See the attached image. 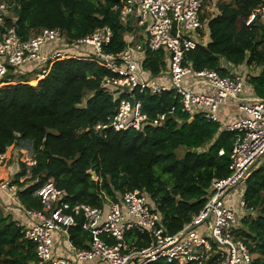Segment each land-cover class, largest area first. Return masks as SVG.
Masks as SVG:
<instances>
[{"label": "trees", "instance_id": "obj_1", "mask_svg": "<svg viewBox=\"0 0 264 264\" xmlns=\"http://www.w3.org/2000/svg\"><path fill=\"white\" fill-rule=\"evenodd\" d=\"M1 1L14 2V18L8 17L7 22L15 24L23 39L43 28L59 27L70 42L109 25L112 37L103 46L106 52H120L134 40L145 42L134 21L120 15L124 0ZM212 1L216 9L207 17L208 35L185 53L184 64L197 70L215 69L221 75L239 73L243 94L264 98V19L257 14L246 24L264 0ZM74 51L77 57L48 61L41 78H35L36 64L25 65V74L9 70L0 85V153L15 144L28 149L35 159L32 165L18 161L21 168L10 181L17 185L16 208L44 209L34 192L49 179L66 192L64 200L72 206L103 207L107 200L138 188L161 214L166 230L178 231L204 207L212 180L230 173L233 132L200 113L190 117L173 90L152 93L140 88L133 90L132 102L141 103L148 121L165 112L162 123H146L142 130L94 131L92 125L118 106V98L102 86V77L112 73L93 49ZM165 66L164 48L146 50L140 65L152 75ZM121 97L131 96L123 93ZM88 170L95 171L96 177ZM240 184L241 196L254 213L242 215L236 234L247 244L252 264H264V159ZM226 203L237 205L228 197ZM22 229L12 214L0 208V264H35L34 245ZM69 232L73 244L87 246L81 216ZM225 259L217 252L203 264H225Z\"/></svg>", "mask_w": 264, "mask_h": 264}, {"label": "built area", "instance_id": "obj_2", "mask_svg": "<svg viewBox=\"0 0 264 264\" xmlns=\"http://www.w3.org/2000/svg\"><path fill=\"white\" fill-rule=\"evenodd\" d=\"M13 6L14 2H0V85L5 83L9 70L19 72L25 65L36 64L35 78H41L48 61L77 57L74 49H93L100 63L112 73L102 77V86L118 98L116 111L94 123V131L142 130L146 123H162L165 112L148 121L141 103L132 102L133 90L140 88L152 93L173 90L181 97L182 111L190 117L200 113L234 134L230 173L212 180L211 195L204 207L174 233L166 230L161 214L141 189L125 191L117 199L107 200L103 207L85 203L72 206L64 200L66 192L49 179L34 192L44 209H24L31 222L22 230L25 239L34 245L35 264H203L217 252L226 255L225 264H252L248 246L236 232L242 215L253 214L254 210L242 196L237 201L238 209L229 206L226 199L227 193L264 159V98L243 97L244 81L239 73L221 75L215 69L197 70L184 64L185 53L208 35L207 17L214 10V2L124 0L120 15L141 28L137 34H143L145 42L134 40L117 53L103 49L112 37L109 25L96 27L70 42L59 27L43 28L23 39L15 24L7 22L8 17L14 18ZM257 14L264 19V4L248 16L246 24ZM159 48L166 49L165 68L157 75L145 74L140 67L145 51ZM198 84L212 90L198 91ZM123 93L129 94L130 99L120 98ZM222 104H233L243 114L225 122L218 115ZM222 153L221 149L219 154ZM5 160L6 152L0 153V165ZM23 162L32 165L35 159L31 155ZM0 189L12 196L17 186L0 180ZM77 216L82 217V228L88 234L84 247L73 244L70 237L69 228L76 224ZM65 250L71 256L65 255Z\"/></svg>", "mask_w": 264, "mask_h": 264}, {"label": "crops", "instance_id": "obj_3", "mask_svg": "<svg viewBox=\"0 0 264 264\" xmlns=\"http://www.w3.org/2000/svg\"><path fill=\"white\" fill-rule=\"evenodd\" d=\"M138 56H143L142 54L140 53H137ZM145 55V54H144ZM196 90L198 91H211L212 89L210 87H205L203 85H200L198 84L196 87H195ZM242 96L245 97V98H251V97H256L254 95H245L243 94V91H242ZM218 115L221 119H223V121L225 122H232L234 121L238 116H239V110L238 108L233 105V104H222L219 109H218ZM237 116V117H236ZM13 147H17L18 150L22 151V149H26V148H23V147H20L18 145H11V146H8L7 149H6V160H5V164H7V162L10 160L9 158L11 157V149ZM9 159V160H8ZM3 165V164H2ZM1 167L4 168V166H1L0 165V174L2 175V172H1ZM4 177H1L0 176V180L1 181H6L8 179H6L7 177H5V179H3ZM23 179V177L21 178V180ZM16 185V184H15ZM17 186V185H16ZM13 200L14 203H9V200ZM15 195H8L6 193V191H2L0 189V208L3 210L4 213L6 214H12V217L17 221V223L20 225V226H25L27 224H29L31 222V219L26 215V212L24 211V208H22L23 210H18L15 206ZM16 205H18L16 203ZM19 206V205H18ZM77 264H89V263H85V262H77Z\"/></svg>", "mask_w": 264, "mask_h": 264}, {"label": "rangeland", "instance_id": "obj_4", "mask_svg": "<svg viewBox=\"0 0 264 264\" xmlns=\"http://www.w3.org/2000/svg\"><path fill=\"white\" fill-rule=\"evenodd\" d=\"M213 9H212L213 10L212 13H214L216 7L214 6ZM140 29L141 28H138V30H140ZM230 69L233 70L232 67ZM17 71H18V69L14 70V72H17ZM21 74H25V70L22 71L21 73H19V75H21ZM28 74L30 75V77L33 76L32 73H28ZM15 75H16V77L14 79H17L19 75L18 74H15ZM180 151H183V148H180L179 152ZM28 157H31V154H30L28 149H22V151H20V150L17 149V147H13L11 149V157L9 158L10 160L8 159L9 161L7 162L6 165H4L5 163H2L3 165L1 164V166H4V168L1 167L2 175L0 174V176L4 177L3 179H5V177H7L6 178V179H8L7 181H11L12 180V176L21 168L20 165L18 164V161H22V160L25 161ZM256 165L254 167H256ZM241 190H242V184H238L237 186L233 187L229 191V193H227V197L230 198L233 202L237 203L238 198H240V196H241ZM12 202L14 203L13 200H12ZM15 206H17L16 203H15ZM233 208L238 209V208H236L235 203H234V207ZM64 254L67 255V256H71L70 255L71 253L68 250H65Z\"/></svg>", "mask_w": 264, "mask_h": 264}, {"label": "water", "instance_id": "obj_5", "mask_svg": "<svg viewBox=\"0 0 264 264\" xmlns=\"http://www.w3.org/2000/svg\"><path fill=\"white\" fill-rule=\"evenodd\" d=\"M88 172H91L93 177H96V174H95V171H92V170H88Z\"/></svg>", "mask_w": 264, "mask_h": 264}, {"label": "clouds", "instance_id": "obj_6", "mask_svg": "<svg viewBox=\"0 0 264 264\" xmlns=\"http://www.w3.org/2000/svg\"><path fill=\"white\" fill-rule=\"evenodd\" d=\"M21 71H23V70L21 69Z\"/></svg>", "mask_w": 264, "mask_h": 264}]
</instances>
